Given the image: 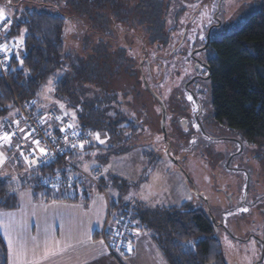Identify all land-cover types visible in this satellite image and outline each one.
I'll use <instances>...</instances> for the list:
<instances>
[{
  "label": "trees",
  "instance_id": "16d2710c",
  "mask_svg": "<svg viewBox=\"0 0 264 264\" xmlns=\"http://www.w3.org/2000/svg\"><path fill=\"white\" fill-rule=\"evenodd\" d=\"M5 6L19 10L7 17L10 23L0 33V43L13 52L6 76L0 74V118L13 119L23 108L43 119L54 134L60 133V128L67 126L57 119V113L39 108L40 97L49 89L55 98L77 103L80 128L70 130L85 135L89 142L83 148L67 145L63 158L42 165L29 166L18 158V169L27 172L23 177L0 175V210L16 208L18 191L27 186L48 200L88 203V180L78 176L77 168L92 175L97 185L89 182L106 193L102 170L89 164L83 168L74 164V159L104 148L100 142L92 143L97 132L104 139L124 142L138 134L143 116L132 119L131 115L150 112L144 93L160 107L146 76L148 82L144 83L143 75L152 72L149 50L144 46L148 59L143 65L128 56L124 45L125 38H133V42L139 39L145 44L147 40L169 48L172 34L166 30V12L155 0H0V12ZM256 7L241 27L217 36L205 54L215 122L237 132L249 147H264V0ZM74 20L85 23L88 32L103 35L86 57L68 52L64 41L66 24ZM136 29H141L138 35L133 33ZM23 33L25 52L20 51L19 56L12 38ZM137 70L143 91L138 81L134 82L139 77ZM115 146H106L109 156ZM108 198L113 213H127L139 230L156 232L153 239L169 264H227L216 236L218 224L188 203L133 209L118 207L121 196ZM160 223L163 235L158 233ZM0 264H8V247L1 233Z\"/></svg>",
  "mask_w": 264,
  "mask_h": 264
},
{
  "label": "rangeland",
  "instance_id": "374dc122",
  "mask_svg": "<svg viewBox=\"0 0 264 264\" xmlns=\"http://www.w3.org/2000/svg\"><path fill=\"white\" fill-rule=\"evenodd\" d=\"M155 1L165 10V17L168 18L166 30L172 34L170 42L167 41L169 48L151 45L147 40L144 41L145 44L139 39L133 42V38H125L127 43L124 47L128 56L135 58L137 63H143L148 59L145 57L147 54L144 52V46L149 50L147 61L151 62L152 72L143 76L146 82L149 81L152 91L167 107V134L165 135L162 129L160 104L156 101L160 106L158 107L155 101L144 93L150 112L131 115L132 119L143 116L139 124L141 127L139 133L133 135L127 142L104 139L101 136L100 141L95 138L92 143L100 142L104 148L74 159V164L83 168L89 164L102 170V185L106 193L99 185L95 186L88 181L85 186L89 195L95 192L111 198L121 196L119 208L129 205L133 209L155 210L176 207L186 202L191 209L204 212L218 224L216 236L222 244L227 264H248L246 257H250V251L246 249H250L253 240L257 242L256 247L261 249L259 255L262 259L264 147H249L244 144L237 132L215 121L212 123L207 121L214 115L210 80L202 83L205 89L202 120L206 125L203 127L206 133L195 122L188 129L180 124V120L189 119L192 117L190 112L196 111V108L187 111L189 95L185 89L187 80L194 72L190 56L193 48L205 42L216 14L222 27L215 29L213 35L221 36L241 27L256 10V3L259 0ZM18 10L19 7H2L0 17H13ZM140 30H133V33L138 35ZM186 33L184 45L175 51L178 42L183 40ZM24 35L25 33L12 38L19 56L22 55L20 51L25 52ZM101 37L103 35L88 32L85 23L80 20L69 21L66 24L64 41L68 52L86 57L92 53L91 49L99 43ZM140 74L141 72L134 82L138 81L143 91L145 89ZM145 76L148 77V81ZM48 90L40 97L42 105L39 107L56 112L60 117L59 121L65 126L71 123L74 127L80 128L77 103L57 99L48 93ZM133 100L129 98L130 102ZM4 119L0 118L2 134L1 126ZM206 134L210 137L208 138ZM109 145H116L112 156H109L106 149ZM0 153L3 157L1 148ZM13 159L15 160L9 162L12 168L8 169L10 171L5 175L23 177L27 169L21 173L14 172L18 169L19 163L16 157ZM145 195L148 199L142 198ZM241 207L249 208V212H238ZM228 212L234 215L228 216ZM113 224L112 221L110 228ZM144 233L151 236L156 232ZM158 233L165 234L161 223ZM261 259L255 261V264H264V258L262 261Z\"/></svg>",
  "mask_w": 264,
  "mask_h": 264
},
{
  "label": "crops",
  "instance_id": "0c3cea01",
  "mask_svg": "<svg viewBox=\"0 0 264 264\" xmlns=\"http://www.w3.org/2000/svg\"><path fill=\"white\" fill-rule=\"evenodd\" d=\"M0 148L4 160L0 175H5L12 168L10 160H15L10 159L15 143L6 147L0 142ZM87 195L88 203L69 202L48 200L29 186L19 190L17 207L0 210L8 264H169L153 236L141 230L134 236L133 252L113 258L98 235L107 222L110 200L95 192Z\"/></svg>",
  "mask_w": 264,
  "mask_h": 264
},
{
  "label": "built area",
  "instance_id": "2783aa9c",
  "mask_svg": "<svg viewBox=\"0 0 264 264\" xmlns=\"http://www.w3.org/2000/svg\"><path fill=\"white\" fill-rule=\"evenodd\" d=\"M10 23V20L6 17H0V33L4 32ZM4 45L0 43V74L6 76L10 61L12 59V50H9L7 55L11 56V59H6L5 52L3 51ZM20 115L13 119H6L1 128L3 132L10 131L15 132L16 135L13 137L15 143V151L11 156V159L21 158L20 153L23 152L25 155L29 156L30 160H35L37 164L42 165L45 162L56 159L63 158L64 150L67 145L76 144L79 145L81 142H89L85 135L74 136L72 130H67L54 134L47 126L46 122L39 118L38 116L28 113V111L21 108ZM51 118H55L53 113L50 114ZM19 122L18 124L16 122ZM23 129V131H21ZM67 138V139H66ZM39 140L40 144L37 146L32 142ZM37 147H43L46 149V154H40L38 151L33 155L32 150ZM68 161V158H66ZM35 163V164H36ZM34 164V163H33ZM78 176L85 178L86 180L95 183L94 178L90 174H86L80 168H77ZM94 173L93 175H96ZM56 181V180H54ZM115 216V217H114ZM114 222L113 227L110 228L111 222ZM135 222L131 216L127 213L115 214L109 209V216L107 222L102 229L101 238L107 246L108 252L111 256L116 259H120L121 252H127V247L129 242H131L133 248L135 231ZM126 255V254H125Z\"/></svg>",
  "mask_w": 264,
  "mask_h": 264
},
{
  "label": "flooded vegetation",
  "instance_id": "af4514ba",
  "mask_svg": "<svg viewBox=\"0 0 264 264\" xmlns=\"http://www.w3.org/2000/svg\"><path fill=\"white\" fill-rule=\"evenodd\" d=\"M220 4H219V10L220 11ZM219 16L215 15V22L211 24L210 28L207 32V37L205 38V42L201 43L200 46L193 48V51L191 52L190 56L193 61L192 63V69L193 74L189 77V79L186 82V92L188 93L189 97L191 96L193 99L189 100L187 104V111L192 110V108H196V111L190 112L192 117L189 119H183L180 120V124L183 128L188 129L192 126V123L195 122L200 127V129L205 132L204 126H206L202 120V112L204 107V94L205 89L202 85L203 82L209 81L208 76L210 74V66L208 63V58L205 54L207 49H209L212 45V42L217 37V35H213L215 33V29L222 27L221 21L218 19ZM186 30V29H185ZM187 32V31H185ZM187 37V33L183 37V40L178 42L177 48H175V51L178 49V47H181L184 45L185 38ZM151 89V88H150ZM152 90V89H151ZM162 100V99H161ZM163 102V100H162ZM164 103V102H163ZM165 105V103H164ZM166 107V105H165ZM167 110V107H166ZM208 122L215 121L214 116H211L209 119H207ZM207 123V122H206ZM206 133V132H205ZM206 136H208L206 134ZM210 136H208L209 138Z\"/></svg>",
  "mask_w": 264,
  "mask_h": 264
},
{
  "label": "snow or ice",
  "instance_id": "6c2138e0",
  "mask_svg": "<svg viewBox=\"0 0 264 264\" xmlns=\"http://www.w3.org/2000/svg\"><path fill=\"white\" fill-rule=\"evenodd\" d=\"M3 51L5 52L6 56L5 58L6 59H11V56L10 55H7V53L9 52V50L7 48L3 49ZM49 84H52L53 81L52 80H49L48 81ZM193 98L190 96L189 97V100H192ZM63 107V106H61ZM75 118V117H74ZM57 119L59 120L60 117H57ZM17 124L19 123L18 121L16 122ZM74 128V125L69 123L67 125V130H70V129H73ZM21 131H23V129H21ZM60 131L63 133L66 131L65 128H60ZM16 135L15 132H10V131H5L3 132V134H0V142H2L6 147H10L12 145V140H13V137ZM78 133L74 132V136H77ZM96 140L97 141H100L101 140V137H100V134L97 132L96 133V136H95ZM67 139V138H66ZM33 144L35 145H39L40 144V141L39 140H35L32 142ZM193 143H195V141H193ZM72 147H75V145H72ZM80 147L83 148L84 147V143L81 142L80 144ZM39 152L40 154H46V149L43 148V147H37V148H34L32 150L33 152V155H35L36 152ZM20 156L23 157V160L25 161V163L31 165L33 163H36L35 160H30L29 159V156L28 155H25L23 152L20 153ZM4 163V160L2 158V153H0V164H3ZM143 199H148V196H143L142 197ZM238 212L240 213H247L249 212V208L247 207H241L238 209ZM228 216H232L234 215V213L232 212H228L227 213ZM133 235H139V227H138V224L135 225V231L133 233ZM101 244H104L103 241L100 242ZM256 241L253 240L250 244V249H246V251H250V257H246V259H248V264H255V261L261 259V256L259 255V252L261 249H258L256 247ZM261 248L264 249V243L261 244ZM133 252V248H132V245H131V242H129L128 244V247H127V252H121V255H125V254H131Z\"/></svg>",
  "mask_w": 264,
  "mask_h": 264
},
{
  "label": "water",
  "instance_id": "95a60500",
  "mask_svg": "<svg viewBox=\"0 0 264 264\" xmlns=\"http://www.w3.org/2000/svg\"><path fill=\"white\" fill-rule=\"evenodd\" d=\"M209 71H210V69H209ZM210 78H211V71H210V74L208 76V79H210ZM147 87H148V89L150 88L148 86V84H147ZM150 91H151L152 96L158 101V103L160 104V106L162 108V122H161V124H162L163 132L166 135L167 134V129H166L167 110H166V107H165L164 103L162 102L161 98L155 92H153L151 89H150ZM165 138H166V136H165ZM212 221H213L214 224L216 223L214 219H212ZM263 258H264V249H263V254H262L261 261L263 260Z\"/></svg>",
  "mask_w": 264,
  "mask_h": 264
}]
</instances>
